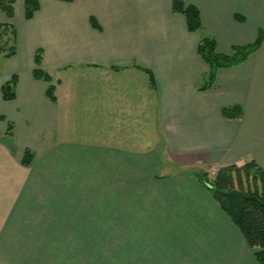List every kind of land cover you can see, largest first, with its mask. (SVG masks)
<instances>
[{
    "label": "crops",
    "instance_id": "crops-1",
    "mask_svg": "<svg viewBox=\"0 0 264 264\" xmlns=\"http://www.w3.org/2000/svg\"><path fill=\"white\" fill-rule=\"evenodd\" d=\"M39 1L26 19L17 0L0 81V264H261L196 172L264 171V0H186L221 54L262 34L205 90L202 34L173 0Z\"/></svg>",
    "mask_w": 264,
    "mask_h": 264
},
{
    "label": "trees",
    "instance_id": "trees-1",
    "mask_svg": "<svg viewBox=\"0 0 264 264\" xmlns=\"http://www.w3.org/2000/svg\"><path fill=\"white\" fill-rule=\"evenodd\" d=\"M71 2L73 0H61ZM16 0H0V11L5 13L9 20L15 16ZM39 0H25V17L31 19L40 9ZM173 10L184 15L187 27L190 31L201 32L202 36L198 44V52L208 65V69L202 77L199 89L212 88L216 81L217 72L220 68L231 67L240 64L255 53L262 43V34L255 42L244 46H235L231 55L221 54L217 51V41L214 37L203 33L201 14L197 6L189 4L186 0H173ZM95 25L94 17H91ZM13 36V41L10 39ZM17 30L11 21L0 22V51L4 57H12L16 54ZM12 42V43H11ZM41 51L36 54V63L39 64ZM149 75L152 87H156L153 73L144 67H140ZM33 74L37 79L52 81L51 76L42 68L36 67ZM18 76L14 74L11 79L2 84L1 90L5 100H12L16 97V85ZM50 85L49 92H53ZM223 115L228 118H240L243 115L241 106L226 107ZM33 155L27 150L23 163L29 165ZM248 177H253V185L244 186L242 172ZM199 179L213 192L215 198L222 208L235 222L248 245L255 249V256L259 263L264 264V171L255 161H248L243 165L231 164L221 167L211 178L205 171L196 172Z\"/></svg>",
    "mask_w": 264,
    "mask_h": 264
},
{
    "label": "rangeland",
    "instance_id": "rangeland-1",
    "mask_svg": "<svg viewBox=\"0 0 264 264\" xmlns=\"http://www.w3.org/2000/svg\"><path fill=\"white\" fill-rule=\"evenodd\" d=\"M16 3H17V0L15 2V14H16V5H17ZM24 10H25V0H24ZM0 20H1L0 22H9V21L12 22L13 21V20H9L6 16V14L1 12V11H0ZM12 24H13V22H12ZM10 39L13 41L12 35H11ZM10 58L4 57L3 53L0 51V81H2L5 78L4 76H5L6 72L15 71L17 68V65L14 63L13 59H10ZM11 77L9 79H11ZM238 166H240V165H238ZM218 169L217 168H213V169H209V170L207 169L205 172H207L209 174V176L211 178H213L214 174L217 172ZM242 177H243L244 186L249 187V186L253 185L252 174L248 179V177L245 175V173L243 171ZM106 244H108V243H106ZM117 244H125V234H119V240H118Z\"/></svg>",
    "mask_w": 264,
    "mask_h": 264
}]
</instances>
